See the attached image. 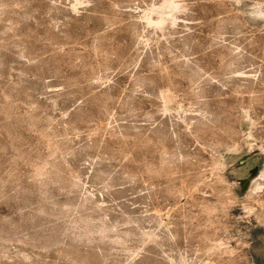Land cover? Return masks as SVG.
Instances as JSON below:
<instances>
[{"label":"rangeland","instance_id":"obj_1","mask_svg":"<svg viewBox=\"0 0 264 264\" xmlns=\"http://www.w3.org/2000/svg\"><path fill=\"white\" fill-rule=\"evenodd\" d=\"M0 264H264V0H0Z\"/></svg>","mask_w":264,"mask_h":264},{"label":"bare ground","instance_id":"obj_2","mask_svg":"<svg viewBox=\"0 0 264 264\" xmlns=\"http://www.w3.org/2000/svg\"><path fill=\"white\" fill-rule=\"evenodd\" d=\"M168 91V90H167ZM165 93V92H164ZM168 95H165V97H166V99L168 100V99H170V96H169V93H167ZM169 101V100H168ZM238 158V157H237ZM234 159V158H233ZM243 175V174H242ZM247 178V177H246ZM245 180V179H244ZM247 180H250L249 178L247 179Z\"/></svg>","mask_w":264,"mask_h":264}]
</instances>
